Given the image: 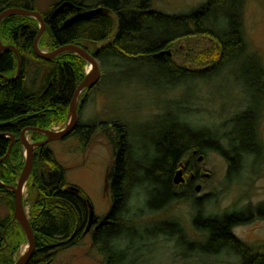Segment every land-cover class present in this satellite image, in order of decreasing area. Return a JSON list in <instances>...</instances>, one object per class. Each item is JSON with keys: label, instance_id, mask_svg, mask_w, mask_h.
Here are the masks:
<instances>
[{"label": "rangeland", "instance_id": "374dc122", "mask_svg": "<svg viewBox=\"0 0 264 264\" xmlns=\"http://www.w3.org/2000/svg\"><path fill=\"white\" fill-rule=\"evenodd\" d=\"M205 1L150 0L149 7L153 11L177 15L189 13ZM53 2L55 0H35L36 11H46ZM238 15V26L244 42L242 55L235 52L226 63L216 67L208 75L189 77L186 83L175 87L173 78L163 75L157 64L144 62L140 58L120 60L106 57L101 61L93 55L97 63L98 79L92 87L81 90L76 100L75 127L81 122L93 124L87 143L80 146L82 139L71 133L73 128L67 135L49 141L47 146L64 168L67 184L83 191L97 218L104 217L111 206L106 175L113 157L111 138L116 137L117 133L110 123L123 129L125 137L130 141L131 156L134 159L133 174L139 182L144 174L138 166L150 165L159 157L155 146L161 133L167 131L169 126L173 130L176 124L184 123L201 138L213 139L215 136L214 139L222 148L220 150L219 147L209 146L203 150V158L199 164L209 176L202 177L195 182L199 186L189 190L196 197L204 196L201 205L204 216L200 219L204 220L208 215L217 217L226 214L243 219L233 225L231 234L249 251L264 253V0H240ZM31 18L36 22L37 34L39 23L34 17ZM220 21L213 17L207 20L217 30L222 29L223 23ZM45 35L44 29L38 40ZM194 40L196 39L190 38L188 41H180L177 46L182 51L187 50L186 46L193 45ZM0 41L2 44H9L2 42L1 38ZM100 44L88 43V48L93 49ZM37 47L43 52L57 48L50 49L39 44V41ZM32 49L34 52L33 42ZM168 51L172 58L180 60L179 55H174L172 48ZM64 52L78 55L73 51ZM80 58L85 74L90 69L87 68L90 63L83 57ZM39 69L36 73V64L29 63L26 69L28 86L38 87L42 67ZM16 73L17 67L14 76ZM69 102L70 100L65 109L55 115L57 118L49 122L47 129L60 131L64 128L71 116ZM184 108L187 110L182 116ZM248 108L251 110L249 114L252 118L253 138L245 130V122L233 123L234 117ZM32 131L24 132L28 142L38 141L32 138ZM229 141L235 144L236 152L227 146ZM39 147L33 148V156ZM238 154H241L239 159ZM5 155H9V151ZM25 157V148L20 143L19 159L16 163L12 162L11 170L15 178L11 185H15ZM229 159L234 165L227 173ZM185 161L183 158L182 163ZM182 172L179 167L173 173V176L178 174L174 179L175 183H180L187 177ZM31 179L32 167L22 191V204L30 227L31 196L28 184ZM146 179L148 191L137 202H129L128 208L133 216L125 219L119 229V238L115 240V247L129 249L118 264H127L126 260H134L132 264L240 263L238 254L232 249L215 253L209 250L210 245L203 249L207 235L193 226L192 217L197 207L192 200L186 198L185 185L177 184L175 191L179 194L178 199L156 210L148 209L142 215L140 212L137 214V210H143L145 206H151L160 199L151 190L154 189L155 181L147 176ZM135 193L133 189L131 195ZM3 198L1 195L0 219L8 213ZM10 222L11 227H18L23 236L10 254L13 262L26 250L27 239L20 224L16 220ZM92 227L93 224L73 245L59 249L48 264H105L102 254L92 242ZM177 227L184 240L175 239ZM3 238L5 239L4 236Z\"/></svg>", "mask_w": 264, "mask_h": 264}, {"label": "trees", "instance_id": "16d2710c", "mask_svg": "<svg viewBox=\"0 0 264 264\" xmlns=\"http://www.w3.org/2000/svg\"><path fill=\"white\" fill-rule=\"evenodd\" d=\"M61 1L55 0L46 11H38L44 20L46 32L39 44L53 49L67 43H77L101 61L106 57L120 60L140 58L144 62L159 65L163 75L173 78V87L186 83L189 77L208 75L216 67L226 63L233 53L242 55L244 50L238 26L240 0H206L189 13L177 15L151 10L150 0H82L86 6L101 7L106 12L67 26H63V21L69 16V10L63 9L54 17H50L53 7ZM70 1L75 3L76 0ZM8 7L38 10L35 0H0V11ZM210 17L221 20V30L209 25L207 20ZM36 31L35 20L28 16L12 14L0 22L2 42L12 44L20 58V68L14 77L17 67L14 51L6 48L0 54V181L7 185L15 178L11 167L19 159L20 130L28 126L47 129L49 122L57 118L55 115L65 109L84 76L82 59L71 52L60 53L50 60L36 56L32 49ZM190 38L196 39L193 45L188 44L187 50H180L178 43ZM88 43L101 44L89 49ZM171 48L175 52L174 55H179L180 60L172 58L168 51ZM29 63L36 64V73L42 67L37 88L27 85L26 69ZM186 110L184 108L181 115ZM250 112L248 108L238 113L233 123L245 122V130L253 138ZM110 125L117 133L116 137L111 138L113 157L106 175L111 206L104 217H92L91 234L92 242L102 254L104 263L118 264L129 249L115 247V240L119 238V229L125 219L133 216L128 208L129 202H137L143 198V193L148 191L146 176L155 181L154 189L150 188L160 199L151 206L136 211L141 215L143 211L156 210L179 198L175 191L177 185L172 182V177L190 150L203 152L209 146L218 148L219 145L214 139L215 136L213 139L201 138L184 123L176 124L173 130H170L172 126H169L156 142L158 159L150 165L138 166L144 174V178L139 182L133 174L134 159L131 156L130 141L125 137L123 129L115 127L112 123ZM92 129L93 124L81 122L71 133L82 139L80 146L83 147ZM31 134L34 140L44 138L43 134L37 131H32ZM9 135H13L14 141L9 155H5L11 140ZM234 145L230 141L227 144L236 152ZM219 149L222 150L220 147ZM240 155H237V159ZM227 156L229 158L228 154ZM233 165L229 159L227 173ZM28 186L31 196L29 215L35 247L27 264H48L59 249L73 245L84 233L90 203L79 187L67 184L65 170L47 144L34 151L32 179ZM185 188L186 198L192 200L197 207L192 217L193 226L207 235L203 249L209 245V250L213 253L232 249L240 258L239 264H264V253L249 251L231 234L233 225L243 219L226 214L217 217L208 215L201 220L204 196L196 197L188 187ZM133 189L136 193L132 196ZM1 195L5 199L8 213L0 219V264H11L10 254L23 236L18 227H11L12 192L0 183ZM174 234L177 235L175 239H183L178 227ZM133 261L126 260L125 263L132 264Z\"/></svg>", "mask_w": 264, "mask_h": 264}, {"label": "water", "instance_id": "95a60500", "mask_svg": "<svg viewBox=\"0 0 264 264\" xmlns=\"http://www.w3.org/2000/svg\"><path fill=\"white\" fill-rule=\"evenodd\" d=\"M72 7H73V2H71L70 0H63L51 12L50 17H53L56 13L62 11L63 9H66V8L71 9ZM104 12H106L105 9L101 8V7H96V8H92V9H88V10H84V11H78V12L74 13L73 15L68 16L63 21V26H67V25H69L73 22L79 21V20L90 19V18L95 17L96 15H98L100 13H104ZM12 14H19V15L28 16V17H34L35 19H37V21L39 23V30L34 37L33 48H34L35 54L38 55L39 57L46 59V60H49L50 58H52L53 56H55L58 53H61L64 51H73L74 53H76L79 56L86 59L91 65V68L84 74L83 78L78 83L75 90L73 91L72 97H71L70 102H69V110H70L71 116H70L68 123L60 131H53L50 129H44V128L33 127V126H28V127L21 129L19 132V141L23 145V147L25 148V151H26L25 162H24V165L22 167V170H21V172L17 178L15 185H11V184L7 185V184H4L0 181L1 185L4 188H6L12 192V196H13L12 220H16L20 224V226L22 227V229L24 231L25 237L27 239L26 250L22 254H20L11 264H27L29 259L32 256V253H33V250L35 247V241H34L32 229L29 225V221H28L27 216L24 212V208H23V204H22V191H23V187L26 183V180L29 176V173L31 171V167H32V161H33L32 150L36 146L41 147L42 145L48 143L49 141L59 139V138L67 135L69 132L72 131V129L75 127L76 120H77V115H76L77 96L81 90H83L85 88H90L94 85V83L98 79V68H97L96 59L93 56V54L91 52L87 51L85 48H83V47H81L75 43H67V44L60 45L50 52H43V51L39 50V48L37 47V41H38L39 36L41 35V33L44 30V20L42 18V15L38 11L28 10V9H24V8H20V7H8V8H5L4 10L0 11V21L4 17H6L8 15H12ZM6 48H11L16 55V58H17V73H16V75H17L18 71H19V67H20V59H19V56L16 52V49L14 48L13 45L2 44L0 41V54ZM26 130L37 131V132L43 134L44 138L42 140H38V141H34V142H28L25 139V135H24V132ZM9 136H10L11 140H10V143L8 145L6 153H8V151L11 147V144L14 141L13 135H9ZM177 177H178V174L176 173L175 174V180ZM93 216H94L93 209H92V206L90 205V210H89V214H88V222H87V226L85 228V231L90 228V226L92 224V217Z\"/></svg>", "mask_w": 264, "mask_h": 264}, {"label": "flooded vegetation", "instance_id": "af4514ba", "mask_svg": "<svg viewBox=\"0 0 264 264\" xmlns=\"http://www.w3.org/2000/svg\"><path fill=\"white\" fill-rule=\"evenodd\" d=\"M63 1V0H62ZM61 1V2H62ZM60 2V3H61ZM59 4V3H58ZM58 4H56L54 7H53V9H52V11L56 8V6L58 5ZM67 10H69L70 11V13H69V16H71V15H73L74 13H76V12H78V11H84V10H88V9H92V7H88V6H86L85 4H83V2H82V0H76L75 1V3L73 2V7L71 8V9H69V8H66ZM51 11V12H52ZM61 12V11H60ZM59 13V12H58ZM57 14V13H56ZM55 14V15H56ZM54 15V16H55ZM53 16V17H54ZM67 18V17H66ZM93 18V17H92ZM87 20H89V19H87ZM45 24V23H44ZM45 29V28H44ZM41 39V38H40ZM39 39V40H40ZM38 40V41H39ZM20 59V58H19ZM198 154V155H197ZM202 154V152H198L197 150H195V149H192V150H190L188 153H187V155H186V157H184L185 159H186V161L184 162V163H180V168H182V171L184 172V174H186L187 175V177L186 178H183L182 180H181V182L180 183H175V176H173L172 177V182L174 183V184H179V185H185V186H187L189 189H195L196 188V186L198 187L199 186V184H195V182H197V181H200V179H202V177H208L209 176V173L208 172H205L202 168H201V166H200V164H199V162H201V160H202V158H203V154ZM176 171V170H175ZM182 172V173H183ZM175 173V172H174ZM200 197H202V196H200Z\"/></svg>", "mask_w": 264, "mask_h": 264}, {"label": "bare ground", "instance_id": "6f19581e", "mask_svg": "<svg viewBox=\"0 0 264 264\" xmlns=\"http://www.w3.org/2000/svg\"><path fill=\"white\" fill-rule=\"evenodd\" d=\"M12 45V44H11ZM15 48V47H14ZM17 59V58H16ZM87 68H91V65L89 66H87ZM88 198V197H87ZM89 200V199H88ZM89 203H90V205H91V202H90V200H89ZM92 206V205H91Z\"/></svg>", "mask_w": 264, "mask_h": 264}]
</instances>
